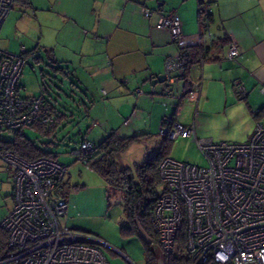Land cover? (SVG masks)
I'll use <instances>...</instances> for the list:
<instances>
[{"label": "crops", "instance_id": "0c3cea01", "mask_svg": "<svg viewBox=\"0 0 264 264\" xmlns=\"http://www.w3.org/2000/svg\"><path fill=\"white\" fill-rule=\"evenodd\" d=\"M199 1L14 0L0 29V42L5 46L1 49L18 53L23 47L26 58L27 53L37 52L34 44L41 45L52 70L64 78L75 76L69 82L70 101L76 102L75 91L91 92L99 84L104 111L89 126L95 143L110 132L120 136L145 134L126 150L148 145L156 152L164 116L182 123L194 120L196 135L214 142L227 140L237 123L243 124L246 140L256 124L264 123V0H201L211 17V37L203 29L207 22L199 12ZM144 6L152 9L149 18L141 13ZM171 12L180 20L187 46L202 44L210 50L201 66L196 62L190 67L187 80L168 85L165 78L162 82L156 79L165 74L166 58L177 56L180 47L155 23ZM231 40L239 47L234 59L225 56ZM15 41L20 42L17 50L9 51ZM36 60L44 62L40 57ZM198 75L200 93L193 116L184 95ZM237 79L246 89L242 97L234 87ZM136 87L143 93L132 94ZM48 101L56 105L53 99ZM84 108L88 110L89 105ZM55 111L56 121L66 119L65 113ZM221 117L232 125H222L218 121Z\"/></svg>", "mask_w": 264, "mask_h": 264}, {"label": "built area", "instance_id": "2783aa9c", "mask_svg": "<svg viewBox=\"0 0 264 264\" xmlns=\"http://www.w3.org/2000/svg\"><path fill=\"white\" fill-rule=\"evenodd\" d=\"M13 2L0 0V29ZM141 13L149 18L152 9L144 6ZM180 25L174 12L160 16L155 23L180 47L177 56L164 62L168 85L184 79V49L189 42ZM204 30L211 37L208 23ZM23 53V47L18 53L0 48V131L50 126L55 121V111L43 96L21 92ZM238 54V44L231 40L225 56L234 59ZM203 62L201 58L198 65ZM200 84L198 75L184 95L193 116L197 114ZM234 87L239 96L246 95L241 80H235ZM131 92L138 96L143 89L136 87ZM160 134L172 141L191 139L207 161L198 166L166 156L159 164L160 186L149 220L164 263L177 257L190 258L196 264L208 260L216 264H264V123L256 124L245 141L214 142L196 135L194 120L182 123L164 116ZM93 149L94 142L82 138L71 153L87 163ZM0 164L12 171L11 207L0 221L5 233L4 242H0V264H110L96 238L59 223L67 210L66 200L58 195L67 172L65 165L49 157L26 160L1 149ZM181 231L182 246L178 240Z\"/></svg>", "mask_w": 264, "mask_h": 264}, {"label": "rangeland", "instance_id": "374dc122", "mask_svg": "<svg viewBox=\"0 0 264 264\" xmlns=\"http://www.w3.org/2000/svg\"><path fill=\"white\" fill-rule=\"evenodd\" d=\"M14 12H17V9H14ZM4 29L5 26L2 30L3 35ZM19 43L15 41L9 51H16ZM0 48H5L1 42ZM33 49L34 51L37 49V52L27 53L22 69L21 85L25 88L22 94L40 95L42 92V96L47 100L53 99L55 109L62 111L61 113H65L67 117L61 121L57 119V125L50 135L28 126L23 127L21 132L45 151L53 153L56 160L67 167L65 178L58 190V195L67 202L66 213L59 217L60 225L96 238L99 241L98 246L110 264H145L142 240L136 235H123L120 231L122 226L128 224L123 212L122 192L111 187L89 165L79 161L71 153L85 136L94 142V135L89 129L90 122L104 111L99 84H95L91 92L83 89L81 93L75 91L74 94H78L77 100L70 101L72 89L69 82L75 80V76L72 78L70 75L72 79L64 78L61 72L52 70L50 68L52 63L47 61L41 45L34 44ZM37 57L42 58L44 62L37 61ZM91 96L93 100L89 101ZM84 105H89L88 110H85ZM218 121L222 125H232L229 123L230 120L224 117ZM14 135L13 131H0V138L4 140H10ZM243 136V124L237 123L236 129L226 136L228 139L225 141L242 142L245 141ZM96 141L99 142L100 138ZM150 148L148 145L130 147L116 159L118 166L132 167L134 163L142 162L154 153ZM146 149L148 151L145 152ZM145 153L150 154L145 157ZM170 157L198 166L207 163L196 144L185 138H178L172 142ZM11 175L12 171L0 164V221L11 207Z\"/></svg>", "mask_w": 264, "mask_h": 264}, {"label": "trees", "instance_id": "16d2710c", "mask_svg": "<svg viewBox=\"0 0 264 264\" xmlns=\"http://www.w3.org/2000/svg\"><path fill=\"white\" fill-rule=\"evenodd\" d=\"M200 5H204L201 0L199 1V6ZM200 10V14L204 16L205 21L210 23L211 17L207 13L206 7L203 6V9L201 8ZM203 29H205V27ZM209 50L210 47L205 48L202 44L185 47L184 80L188 79L190 67L201 58H205ZM61 68L62 67L59 66L58 69ZM45 100L48 102L49 107L55 111V106L47 99ZM56 122L55 119L54 123L50 126L31 127L40 129L43 133L50 135L51 132H53ZM12 131L15 132L12 139L4 140L0 138L1 150H11L26 160H33L39 157L56 159L53 153L45 151L35 141L26 137L21 132V129ZM143 135L145 134L120 136L115 132H110L98 143L94 142V149L86 164L99 174L111 187L118 188L122 192L123 212L128 224L122 226L120 231L126 236H138L144 245L145 264H157L159 258L163 259V253L158 236L151 226L149 213L155 205L158 188L160 186L158 167L163 158L170 156V149L173 141L169 140L166 136H162L158 150L142 162L135 163L132 167H119L116 160L122 152L131 144L138 142ZM140 230L151 239L150 243H147V240L142 238ZM183 235L182 231L179 232L178 240L180 246H182L184 242ZM4 238L5 233L0 228L1 243L4 242ZM167 264H196V262L190 258L171 257ZM201 264L216 263L212 260H208Z\"/></svg>", "mask_w": 264, "mask_h": 264}, {"label": "water", "instance_id": "95a60500", "mask_svg": "<svg viewBox=\"0 0 264 264\" xmlns=\"http://www.w3.org/2000/svg\"><path fill=\"white\" fill-rule=\"evenodd\" d=\"M159 78H161V79H159ZM164 78H165V74H161V75L157 76L156 81L159 79V81L162 82V81H164ZM140 234H141L143 239L147 240V243L151 242V239H149L148 236L142 230H140ZM157 264H165V263H164L162 258H159L157 260Z\"/></svg>", "mask_w": 264, "mask_h": 264}]
</instances>
